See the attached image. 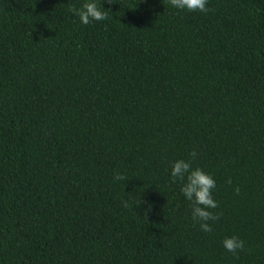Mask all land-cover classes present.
<instances>
[{
	"label": "trees",
	"instance_id": "obj_1",
	"mask_svg": "<svg viewBox=\"0 0 264 264\" xmlns=\"http://www.w3.org/2000/svg\"><path fill=\"white\" fill-rule=\"evenodd\" d=\"M84 2L0 0V264H264V0ZM179 159L216 181L210 233Z\"/></svg>",
	"mask_w": 264,
	"mask_h": 264
},
{
	"label": "clouds",
	"instance_id": "obj_2",
	"mask_svg": "<svg viewBox=\"0 0 264 264\" xmlns=\"http://www.w3.org/2000/svg\"><path fill=\"white\" fill-rule=\"evenodd\" d=\"M108 3L111 4L112 0H108ZM170 4L176 9L188 12L207 14L212 11L208 7V0H170ZM69 11L78 16L80 22L84 25H88L93 21H105L108 19V12L98 5L96 0H85L80 8L73 5L69 8ZM197 155L196 151L190 153L193 160ZM113 179L121 181L127 178L124 174L116 172ZM171 179L173 183H181L180 191L184 198L191 203L192 219L199 224L202 231L206 233L212 232L213 227L209 222L219 220L222 215V213L211 211L219 207L218 202L213 197V190L216 188V181L213 176L199 167L193 168L191 161L179 159L172 163ZM227 183L231 184V180L229 179ZM122 203L125 207L128 206L127 201ZM150 208L151 205H149ZM222 243L223 247L233 255L243 251L245 248V241L237 235L225 237Z\"/></svg>",
	"mask_w": 264,
	"mask_h": 264
}]
</instances>
